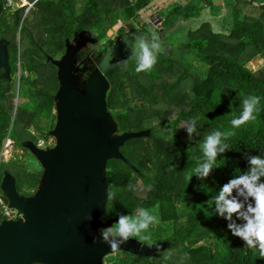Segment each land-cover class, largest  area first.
I'll return each mask as SVG.
<instances>
[{
	"label": "trees",
	"instance_id": "1",
	"mask_svg": "<svg viewBox=\"0 0 264 264\" xmlns=\"http://www.w3.org/2000/svg\"><path fill=\"white\" fill-rule=\"evenodd\" d=\"M76 1L34 0L31 19L22 20V9L0 15V37L6 39L4 34L10 27L15 34L21 23L25 47L36 52L22 53L21 69L27 75L20 76V87L30 93L24 102L30 111L12 127L14 97L3 95L8 90L0 80V154L5 139L26 153L22 143L31 139L29 127L40 122L53 125L51 95L58 82L54 72V87L48 86V66L55 68L47 57L55 59L62 52L64 37L76 28L105 36L113 18L131 22L147 5L146 0H82L81 13L74 15ZM224 6L222 18L211 4L199 9L191 3L174 7L167 18L191 23L185 26L182 46L188 55L207 65L203 77L182 62L154 53L155 63L148 71L137 72L136 62H129V71L119 69L106 95L107 110L118 134L150 133L148 138L131 140L119 150L136 173L120 162H108L107 199L100 219L121 213L136 215L140 208L155 210L159 220L173 226L165 240L170 248L176 245L183 257L180 264H264L257 249L247 248L232 235L229 221L216 213L214 204L220 188L236 172L247 170L248 157L264 156V65L254 73L246 69L251 60L264 59V0H224ZM248 95L260 98L256 119L232 129L230 122L239 116L242 100ZM190 119L196 120L191 137L184 128ZM215 130L235 134L226 140L229 150L217 157L208 176L199 178L193 170L202 156L201 144ZM39 137L49 139L43 133ZM4 172L14 177L15 190L24 197L32 193L41 174L26 162L0 159V182ZM189 175H193L191 180ZM182 209H187L184 221ZM162 253L157 257L116 253L114 256L122 258L114 264H176Z\"/></svg>",
	"mask_w": 264,
	"mask_h": 264
},
{
	"label": "water",
	"instance_id": "2",
	"mask_svg": "<svg viewBox=\"0 0 264 264\" xmlns=\"http://www.w3.org/2000/svg\"><path fill=\"white\" fill-rule=\"evenodd\" d=\"M86 33L87 38L84 36L75 46L67 43L60 59L48 57L57 69L59 83L54 97L56 123L47 133L55 140V147L43 150L28 141L22 143L41 168L36 190L32 195L21 196L15 190L14 177L8 172L3 174L0 202L18 216L0 221V264H103L104 258L116 253L157 257L171 247L167 241L140 245L128 239L113 250L101 242L100 235L102 229L111 227L120 215H125L100 219L107 199L108 162H120L136 173L119 150L131 140L148 138L150 133L146 130L118 134L107 110V92L116 72L129 71L128 62H136L129 57L141 40L165 58L168 54L164 50L169 47L162 45L161 39L151 45L144 35L131 30L105 47L97 67L86 70L88 78L80 84L74 58L91 41L90 33ZM123 61L128 62L119 63ZM0 68L4 69L0 79L8 80L3 40H0ZM116 242L120 243L118 239Z\"/></svg>",
	"mask_w": 264,
	"mask_h": 264
},
{
	"label": "clouds",
	"instance_id": "3",
	"mask_svg": "<svg viewBox=\"0 0 264 264\" xmlns=\"http://www.w3.org/2000/svg\"><path fill=\"white\" fill-rule=\"evenodd\" d=\"M152 49L153 47H149L143 40L132 49L129 60L136 61L137 72L148 71L154 65L155 56ZM259 104L258 96H246L242 100V111L239 116L230 122L231 128L238 129L255 120ZM184 128L191 137L196 130V120L186 121ZM234 134V131L215 130L204 138L201 144L202 156L198 158L197 166L193 170L194 175L199 178L208 176L217 157L229 150L226 140ZM192 176L189 175L188 178L191 180ZM111 198L112 193L108 192V199ZM214 204L216 213L229 221L228 228L232 235L241 239L247 248L257 249L260 258L264 259V156L248 157L247 170L236 172L220 188L214 198ZM136 212L138 214L132 216L120 215L117 223L102 229L101 242L107 243L114 250L130 237L140 236L141 239H147L148 237L142 233L149 228L155 217L148 209L140 208ZM233 216L236 220H233ZM117 239L120 241L119 244L116 242ZM93 242H97L95 238Z\"/></svg>",
	"mask_w": 264,
	"mask_h": 264
},
{
	"label": "rangeland",
	"instance_id": "4",
	"mask_svg": "<svg viewBox=\"0 0 264 264\" xmlns=\"http://www.w3.org/2000/svg\"><path fill=\"white\" fill-rule=\"evenodd\" d=\"M34 0H28V4H25L23 7L19 6L18 0H3V3L6 4L3 5L5 7L6 13H12L13 11L17 9H23L22 10V19L28 18L31 19V15L29 14L32 10V3ZM135 1V0H134ZM147 5L144 7L139 13L136 19H134L131 22L124 21L121 18H113V22L109 26H107L106 30L104 31L105 37L102 39V43L106 44L110 42V40H114L118 37V35L123 34L124 32H128L130 30L140 29L151 32H165L166 29H170L169 32L173 33L175 31H181L185 28V26L190 25L191 23L183 22L181 18H170L167 21V18L170 16L172 10L176 6H187L188 3L193 4L196 8H209V4H211V7L214 9V11L217 13L218 18H222L225 16V6H224V0H146ZM83 6L82 0H78L75 2L73 14L79 15L81 13ZM162 22L164 25L159 26L157 28H154V25ZM19 27L16 30V33L14 34L12 27L4 34L6 39L11 42L12 47L14 45V49L12 48L9 53H14V55L17 56L18 61L20 62L21 66V58L23 57L22 53H36L33 49H27L25 46H27V42L25 40L22 41V32H20ZM9 26H12L10 24ZM175 26V27H174ZM177 29V30H175ZM223 31V30H222ZM223 33H225L223 31ZM21 38V39H20ZM184 40V38L179 39L180 43ZM183 44V42H182ZM180 48L182 49L179 53L177 52L175 55H173V59L182 62L190 68L191 70L195 71L200 77H203L206 74L207 71V65L200 62L198 59L193 57L189 52L184 50L183 46ZM88 49H95L93 46H89ZM50 51L53 52V48H50ZM14 55L11 54V57ZM57 59V58H56ZM87 60H90L89 58ZM91 61V60H90ZM88 63H91V62ZM14 61L12 60V65ZM75 65V64H74ZM87 65V64H86ZM264 65V59L255 58L251 60L247 65L246 69L250 73H254L259 69L261 66ZM48 73H49V83L48 86L50 88H53L54 84L51 81V76L54 75V70L51 69V67L48 66ZM27 75L25 71H22L21 67L20 70L17 72V77L19 78L21 75ZM16 76H14L15 81V87L12 91V96L15 98L13 99V107L11 109V123L10 126L12 127L13 123L18 122L22 114L28 113L30 109H27V105L24 104L26 99L29 97V91L27 88L20 87V81ZM18 126V125H17ZM39 129L41 130H48V126L44 122H40L38 124ZM29 131L32 132V128L29 127ZM22 133V131H19ZM22 136V134H21ZM12 140L11 139H5L2 144L0 159L3 162H8L10 159L17 160L20 163H25L29 165L33 170L39 171L40 168L36 162V160L32 157V155L27 151L26 153L18 147H12ZM26 167V166H25ZM1 184V182H0ZM136 189H140V185L138 181H135ZM1 194V189H0ZM31 195V194H30ZM0 205L2 203L0 202ZM151 214L155 217L152 224L149 226V228L142 233V235L147 236V239H141L140 236H133L129 239L134 240L138 242L140 245H149L156 242L166 241V237L171 233L173 226L171 223H163L161 220H159L158 215L156 214L155 210H150ZM182 219L181 221H184L186 218L187 209H182ZM115 224V223H114ZM176 245L173 248H169L166 251L162 253L163 257L169 258V260H172L176 262V264H180L183 261V257L178 254L177 249L175 248ZM121 256H108L102 260L103 264H114V261L116 259H121Z\"/></svg>",
	"mask_w": 264,
	"mask_h": 264
},
{
	"label": "flooded vegetation",
	"instance_id": "5",
	"mask_svg": "<svg viewBox=\"0 0 264 264\" xmlns=\"http://www.w3.org/2000/svg\"><path fill=\"white\" fill-rule=\"evenodd\" d=\"M18 1H19L20 7H23L25 4H28V2H27L28 0H18ZM33 3H34V1H33ZM33 3H32V5H33ZM3 5L6 6L5 3H2V1H0V6H1L0 15L2 12H5V7ZM163 25L164 24L162 22H159V23L154 25V28H157V27L163 26ZM169 30L170 29H166L165 32H157V33L150 31V33H149L148 31L146 32V29L145 30L135 29V31L144 35V37L147 39L148 43L151 45L155 44L159 39H161V44L169 47V48L167 47L168 49L164 50V52L168 54V58H172L173 55H175L177 52L179 53L182 50L180 48V44H182V42L184 43V40L180 43L179 39L185 38L186 29L184 28L179 32L175 31L173 33H170ZM175 30H177V29H175ZM125 33H127V32H125ZM125 33H123V34H125ZM86 34L87 33L85 30L76 28L70 36L64 37L62 52L56 58L60 59L62 57V55L65 53L67 43L75 46L77 44V42L81 41L82 38H85L87 36ZM123 34H120V35H118V37L116 39L110 40V42L103 44L102 39H103V37H105V36H103V34L90 33L89 37H90L91 41H88L83 48L79 49V51L76 53V56L74 58V60H75L74 69H76L78 71L75 73V75L76 74L78 75V79L80 80V82H79L80 84L81 83L83 84V82L88 78L89 72H87L86 70L93 71L97 67V63L99 62V60L102 58L103 54L105 53V47L107 45L117 41L118 38L120 36H122ZM0 40H3L6 42V59H7V65H9V79L8 80L7 79H0V80H3V82L1 83L3 88L8 90V91H5V93L3 95L8 97L12 94L13 88L15 87V84H16L13 78H14V76L17 77V72L20 70L21 66L19 64L20 62L18 61L17 56H15V60H14L13 56L11 57V54H13V53H9V51H11V49H12L11 42L8 41V39H5L4 37H0ZM182 45H181V47H182ZM89 46H93V47H95V49H88ZM56 58L54 60H57ZM88 58L91 61L87 60ZM47 59H48V57H47ZM12 60L14 61L13 65H12ZM89 61L91 63H88ZM128 64H129V62H128ZM54 68H55V72L57 73V69L55 66H54ZM81 69H83L82 72L80 71ZM3 72H4V69L0 68V75ZM56 78H57V76H56ZM18 79L20 81V77ZM58 86H59V83L57 84L56 90L53 91V94L51 95L52 101H53V109L51 111L52 120L54 121L53 125H51V127L48 126L47 131L40 130L38 126H36L35 128L31 127L32 132L28 130L31 139L25 140V142L28 141V142L32 143L38 149H43V150L44 149H53L55 147V140L53 138L49 137V135L47 133H49L50 131H52L54 129V126L56 123V108H55L54 97H55L56 92L58 90ZM13 99H15V98H13ZM40 133H43L44 135H48L49 139L48 140L40 139V137H39ZM12 142H13L12 147H16L15 142L14 141H12ZM38 166H39V164H38ZM39 168H40V166H39ZM40 173H41V168H40ZM38 181H39V179H38ZM38 181L36 183L34 190L31 193V195L36 190Z\"/></svg>",
	"mask_w": 264,
	"mask_h": 264
},
{
	"label": "built area",
	"instance_id": "6",
	"mask_svg": "<svg viewBox=\"0 0 264 264\" xmlns=\"http://www.w3.org/2000/svg\"><path fill=\"white\" fill-rule=\"evenodd\" d=\"M0 214L2 219L12 220L17 218V213L14 210L7 209L4 205L0 206Z\"/></svg>",
	"mask_w": 264,
	"mask_h": 264
}]
</instances>
